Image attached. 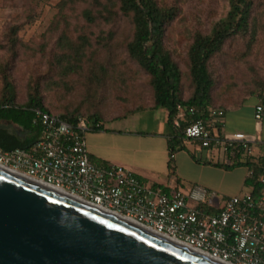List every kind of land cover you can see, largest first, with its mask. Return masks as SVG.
I'll return each mask as SVG.
<instances>
[{"label": "trees", "instance_id": "1", "mask_svg": "<svg viewBox=\"0 0 264 264\" xmlns=\"http://www.w3.org/2000/svg\"><path fill=\"white\" fill-rule=\"evenodd\" d=\"M226 2L225 15L212 23L207 33L191 34L185 70L163 42L177 8L159 5L156 0H59L56 15L37 42H23L18 37L20 24L9 27L0 42L6 55L0 61V124L15 126L18 131L9 132L0 125V148L30 150L41 132L40 126L33 123L35 110L56 115L74 128L81 120L89 131H103L107 122L128 114L162 109L171 129L167 167L168 176L173 177L174 154L186 150V144L191 143L183 135L184 125H173L177 108L194 107L200 113L210 108L228 111L245 102L218 99L213 94L211 61L233 39L244 42L240 58L245 59L261 32L252 0ZM77 7L80 9L75 16ZM120 22L128 30L119 36L116 28ZM93 28L97 31L93 32ZM20 58L45 64L42 75L27 80L22 103L17 102L10 76L13 64ZM255 87L261 90L264 83H256ZM145 93L147 100L143 98ZM259 96L264 103V94L259 91ZM110 110L114 114L111 117ZM254 148L257 155L239 151L229 157L230 163L213 165L224 169L245 167L249 174L244 184L252 185L253 194H257L263 188L260 179L264 177V143H256ZM199 209L214 212L203 205Z\"/></svg>", "mask_w": 264, "mask_h": 264}, {"label": "built area", "instance_id": "2", "mask_svg": "<svg viewBox=\"0 0 264 264\" xmlns=\"http://www.w3.org/2000/svg\"><path fill=\"white\" fill-rule=\"evenodd\" d=\"M224 114L217 108L200 113L194 107H178L173 125L183 124L185 138L201 149L221 152L228 159L239 151L253 155L260 138L223 132ZM262 116L260 102L253 110L255 124ZM33 123L41 128L39 139L30 150L0 148V167L221 264H264V177L257 194L252 185L247 186L246 192L228 197L208 213L199 209L200 205L210 209L205 205L208 192L202 187L164 192L121 166L92 164L84 140L88 125L83 121L74 128L56 115L35 110Z\"/></svg>", "mask_w": 264, "mask_h": 264}, {"label": "rangeland", "instance_id": "3", "mask_svg": "<svg viewBox=\"0 0 264 264\" xmlns=\"http://www.w3.org/2000/svg\"><path fill=\"white\" fill-rule=\"evenodd\" d=\"M159 5L174 6L177 13L164 32L163 42L165 47L171 52L173 59L177 62L181 70L186 69L185 52L190 43L192 33L198 31L207 33L212 23L222 18L227 11L226 0H156ZM59 0H0V42L5 31L15 25L20 24L21 30L18 37L23 42L30 40L39 41L52 22L57 13L56 4ZM253 15L261 28L257 36L256 45L251 55L241 59L240 55L244 51V42L239 39L227 41L222 53L215 57L209 66L215 81L213 94L218 99H230L229 101L245 102L238 107L236 115L228 113L231 125L240 127L245 133L252 131L251 106L255 103H262L259 91L264 94V87L257 90L256 83H264V0H252ZM77 7L74 15L79 12ZM82 23L81 19H79ZM125 24V23H124ZM116 28L118 35L125 34L128 28H123L120 22ZM108 29V27H106ZM93 32L97 29L93 28ZM53 43L50 42L49 49ZM5 51L0 49V61L5 58ZM45 71V64L36 59L15 62L11 68L10 76L16 91L18 103L25 101L26 82L31 77L42 75ZM141 82H144L142 79ZM78 90H76L77 92ZM254 91V92H253ZM251 92L253 94L251 95ZM75 93L74 98H76ZM144 100H147L148 93H145ZM146 111V112H145ZM108 111V116L114 114ZM157 112L163 114L162 109H157L156 113L149 115L147 110L128 114L121 118L120 123L124 126L143 127L152 126V119L157 116ZM116 121V120H115ZM113 122V121H112ZM110 124V122H107ZM119 123V124H120ZM9 132H17L15 126L1 123ZM213 129V133L216 134ZM186 150L177 151L173 158L175 175L161 178V182L177 184L178 190L186 193L188 188L194 186L210 187L211 196L222 198L234 194H241L247 191L243 186L242 178L246 169L242 166L224 169H215L213 163L222 164V154L216 152L211 156L207 149H201L192 143L186 144ZM191 155V156H190ZM193 157V158H192ZM225 159L227 157L225 156ZM177 161V162H176ZM227 164V161H225ZM229 163V162H228ZM163 191H168L166 187H161Z\"/></svg>", "mask_w": 264, "mask_h": 264}, {"label": "water", "instance_id": "4", "mask_svg": "<svg viewBox=\"0 0 264 264\" xmlns=\"http://www.w3.org/2000/svg\"><path fill=\"white\" fill-rule=\"evenodd\" d=\"M0 264H221L0 167Z\"/></svg>", "mask_w": 264, "mask_h": 264}, {"label": "crops", "instance_id": "5", "mask_svg": "<svg viewBox=\"0 0 264 264\" xmlns=\"http://www.w3.org/2000/svg\"><path fill=\"white\" fill-rule=\"evenodd\" d=\"M256 104H258L257 99L251 106V118L253 123L250 133H245L240 127L230 124L228 113L236 115L239 111L238 108L225 111L222 131L225 133L242 132L248 135L258 136L260 142L264 143V103H262L263 116L259 125L255 124L253 120V110ZM156 111L157 109H148L147 113L153 115ZM157 113V116L151 120L152 126H150V128L147 125L143 127L124 126L120 121L116 120L110 122V124L106 123L103 126V131L86 132L84 134V140L88 153V160L92 164L103 168L112 165L121 166L152 187H166L168 191L178 190L177 184H165L161 182V178L165 177L166 173H168L167 138L171 134V129L166 124L165 111L163 110V114L160 112ZM211 129L213 130L212 126ZM185 151L188 152V150ZM208 151L211 156L216 154V152ZM258 153L257 149L254 148L253 155H257ZM222 155V164H226L225 161H227V164L228 162L230 163V159H225V155ZM175 160L176 156L173 158V162ZM213 164L220 165L221 163L218 160ZM213 166L215 169L220 170L219 166ZM247 172L246 169L242 178L243 186L246 188L247 186L244 184V180L247 176ZM202 188L206 189L208 192L205 205L214 211L221 207L228 197L233 196H224L222 198H218L217 196L212 197L210 195V187ZM189 189L190 188H188V190Z\"/></svg>", "mask_w": 264, "mask_h": 264}]
</instances>
